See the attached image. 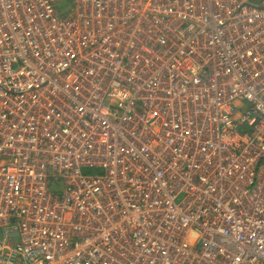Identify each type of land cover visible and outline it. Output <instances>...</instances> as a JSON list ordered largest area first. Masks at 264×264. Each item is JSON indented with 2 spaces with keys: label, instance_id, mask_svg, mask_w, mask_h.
I'll return each instance as SVG.
<instances>
[{
  "label": "built area",
  "instance_id": "built-area-1",
  "mask_svg": "<svg viewBox=\"0 0 264 264\" xmlns=\"http://www.w3.org/2000/svg\"><path fill=\"white\" fill-rule=\"evenodd\" d=\"M0 264H264V0H0Z\"/></svg>",
  "mask_w": 264,
  "mask_h": 264
},
{
  "label": "rangeland",
  "instance_id": "rangeland-1",
  "mask_svg": "<svg viewBox=\"0 0 264 264\" xmlns=\"http://www.w3.org/2000/svg\"><path fill=\"white\" fill-rule=\"evenodd\" d=\"M99 172H102V171H99ZM86 173L87 174H98V172L95 170L86 171Z\"/></svg>",
  "mask_w": 264,
  "mask_h": 264
}]
</instances>
